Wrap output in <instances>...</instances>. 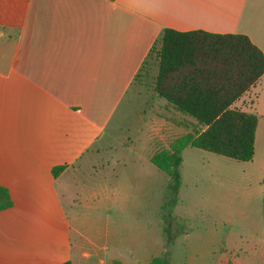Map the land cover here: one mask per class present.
I'll use <instances>...</instances> for the list:
<instances>
[{"label":"crops","instance_id":"1","mask_svg":"<svg viewBox=\"0 0 264 264\" xmlns=\"http://www.w3.org/2000/svg\"><path fill=\"white\" fill-rule=\"evenodd\" d=\"M165 29L245 35L264 53V0H0V188L12 200L0 211V264L156 258L105 246L148 194L139 182L125 191L134 148L109 129ZM154 95L166 102L153 113L156 138L187 116Z\"/></svg>","mask_w":264,"mask_h":264},{"label":"rangeland","instance_id":"2","mask_svg":"<svg viewBox=\"0 0 264 264\" xmlns=\"http://www.w3.org/2000/svg\"><path fill=\"white\" fill-rule=\"evenodd\" d=\"M156 64L153 57L145 63L109 129L117 142L134 148L133 152H124L128 163L123 174L125 191L131 192L139 182L148 192L142 213L123 215L117 241L109 238L105 245L112 250L118 244L119 254L128 260L137 259L139 253L150 260L164 253L162 206L173 198L168 189L170 178L145 159L198 129L192 118L172 115L166 121L170 128L161 127L153 138V113L162 111L166 103L154 98ZM249 93L250 98L238 106L259 119L252 162H238L195 148L182 153V184L178 201L170 210L179 233L167 264H233L237 257L249 262L241 264H264V188L259 183L264 163V79ZM111 218L115 221L118 216Z\"/></svg>","mask_w":264,"mask_h":264},{"label":"trees","instance_id":"3","mask_svg":"<svg viewBox=\"0 0 264 264\" xmlns=\"http://www.w3.org/2000/svg\"><path fill=\"white\" fill-rule=\"evenodd\" d=\"M151 57L158 66L153 89L157 97L198 126L150 157L170 178L168 189L173 193L172 200L162 206L164 253L151 262L167 264L179 233L170 210L182 184L183 151L195 148L244 163L254 159L258 116L233 105L263 77L264 53L245 35L165 29ZM64 170L65 166L54 168L53 175L58 177ZM10 207L9 192L0 188V211Z\"/></svg>","mask_w":264,"mask_h":264}]
</instances>
